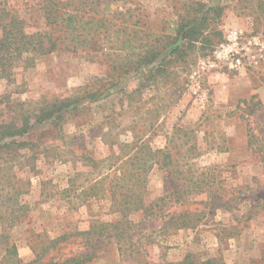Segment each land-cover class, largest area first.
I'll list each match as a JSON object with an SVG mask.
<instances>
[{
  "label": "rangeland",
  "instance_id": "rangeland-1",
  "mask_svg": "<svg viewBox=\"0 0 264 264\" xmlns=\"http://www.w3.org/2000/svg\"><path fill=\"white\" fill-rule=\"evenodd\" d=\"M7 1L27 20L41 2ZM77 1L87 23L107 27L84 26V35L93 33L77 52L41 57L12 82L0 80V125L88 85L103 93L59 126L47 120L1 139L37 146L0 155V193L22 185L27 192L20 197L26 217L5 230L22 264L35 259L32 247L101 223L112 239L73 238L58 256L93 254L86 264H177L188 255L195 263L264 264V0ZM185 22L199 27L191 42L177 40ZM178 45L181 53L169 56ZM151 49L167 56L165 77L133 93L150 67L127 77L120 68ZM168 140L180 175L154 167L144 190L146 205L166 198L158 207L167 218L111 210L110 180L104 193L81 195L99 172L130 169L124 163L144 145L164 150ZM9 213L1 211L5 219Z\"/></svg>",
  "mask_w": 264,
  "mask_h": 264
},
{
  "label": "trees",
  "instance_id": "trees-1",
  "mask_svg": "<svg viewBox=\"0 0 264 264\" xmlns=\"http://www.w3.org/2000/svg\"><path fill=\"white\" fill-rule=\"evenodd\" d=\"M37 9V16L27 20L16 13L17 11L9 6L7 0H0V80L12 82L18 70L32 67L41 57L56 52H77L83 45L82 38L87 40L93 33V29L90 28L88 29V36L84 35L82 31L84 26L91 25L94 28L96 26L99 27V24L105 27L108 25L106 20L101 21L94 18L90 19L91 22L87 23V19L83 16L77 0H73L70 3L62 0H41ZM198 29L199 27L195 23L185 22L177 30V40L181 42L193 41L199 33ZM180 46L171 48L169 56L181 53ZM163 52V50L155 49L141 51L136 54L134 62H130L128 65L125 64L120 68V71H122L120 75L127 77L132 73L140 72L143 68L150 67L148 74H143L141 78L134 80L138 85L133 93L140 92L149 83L157 84L159 79H164L169 60H167V56H162ZM156 62L158 64H155ZM121 91L124 93V96L131 94L127 93L126 88ZM102 94L99 90L90 89L88 85L69 98L54 99L33 112L31 111L22 115L18 122L1 124L0 155L7 152L17 153V151L24 147H31L32 150L37 148V146H33L34 144L26 142L17 143L15 140L9 143H2L1 139L21 136L47 120H51L54 125L59 126L62 121L71 117L79 103L84 100L96 102L103 97ZM147 146L144 145L140 151L135 152L132 159L124 163L129 165L130 169L122 166L120 172L111 177L106 175L99 176L101 174L99 172L98 177L91 180L88 189L83 190L81 195L87 196L86 198L91 196L89 197L90 199L94 196L96 197L98 192L104 193V186L107 180H110L108 193L112 202L111 210L122 215H126L129 212L142 211L144 214L155 218H167L162 213L163 208L158 207V203L165 202L166 198L157 199L146 205L144 200L146 193L144 190L148 183L147 176L154 167L169 170L171 178L180 175L179 163L174 161L172 155L174 149L173 141L168 140V147L164 150H152ZM190 155L193 156L194 153ZM99 165L100 162H93L92 169L97 170ZM20 182L23 183L21 180ZM11 186L15 185L11 184ZM23 186L19 190H14V192L4 190L5 194L0 193V219H2L1 226L4 230L0 234V264H22L18 248L16 244L10 243L9 236L5 233V230L18 226L27 215L28 206L22 203V199L20 198H23L27 194L24 189L22 190ZM11 203L13 205L8 208L7 205ZM156 208L157 210L155 211ZM2 209L10 211V219H5L1 215ZM183 225L185 224H181V226ZM108 226L110 225L101 223L99 228L91 226L90 230L85 232H75L71 235L64 234L51 240L44 248L38 249L37 247H32L35 259L27 264H86L92 261L94 258L93 254L81 253L70 258H63L62 256H58L62 246L70 239L84 238L91 235L97 238L107 235L106 239H109L108 232L105 234ZM116 237L118 236H113V238ZM90 249H93L92 245L87 250ZM177 264L204 263H195L191 261V255H188L183 262ZM206 264H210V261L206 262Z\"/></svg>",
  "mask_w": 264,
  "mask_h": 264
},
{
  "label": "built area",
  "instance_id": "built-area-1",
  "mask_svg": "<svg viewBox=\"0 0 264 264\" xmlns=\"http://www.w3.org/2000/svg\"><path fill=\"white\" fill-rule=\"evenodd\" d=\"M233 39H235L234 36H233ZM236 64H237V65L240 64V60H239V59L236 60Z\"/></svg>",
  "mask_w": 264,
  "mask_h": 264
}]
</instances>
